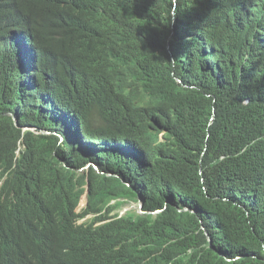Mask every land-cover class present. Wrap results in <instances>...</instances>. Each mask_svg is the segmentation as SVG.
<instances>
[{
  "label": "trees",
  "instance_id": "16d2710c",
  "mask_svg": "<svg viewBox=\"0 0 264 264\" xmlns=\"http://www.w3.org/2000/svg\"><path fill=\"white\" fill-rule=\"evenodd\" d=\"M176 3L0 0V264H264V0Z\"/></svg>",
  "mask_w": 264,
  "mask_h": 264
},
{
  "label": "rangeland",
  "instance_id": "374dc122",
  "mask_svg": "<svg viewBox=\"0 0 264 264\" xmlns=\"http://www.w3.org/2000/svg\"><path fill=\"white\" fill-rule=\"evenodd\" d=\"M72 170H73V174L70 177H72L73 179H79L81 176L77 173V171L75 169H72ZM83 170H85L86 175L90 172V170H88V166L86 168H84ZM38 180H39V183H40L41 187H47V185L45 183L48 180L50 182L55 181V176H52L51 179H50L49 175L47 173L42 172V173L39 174ZM55 182H57V180ZM82 189H85V190L88 189V181H87V184L82 186ZM86 196H87V194H85L83 196V198L81 200V203L77 207L76 211L78 213H82L84 211V209H86V207H88V204H89L90 201H89V199ZM119 201L120 200H115L110 205L118 203ZM140 205H141V203L139 201H137V200H127V199L124 200V203L119 208H116L112 213L109 214V218H111L110 221L119 220L122 217H125V216H127V215H129L131 213H134V212H139V213L143 214L142 210L140 209ZM103 214H105V210H102L100 213H98L99 216L103 215ZM96 216H97L96 214H92V215L88 216L86 219L80 221V224H82V223H84L86 221L91 222V221L94 220V218ZM104 223L99 222V223H97L95 225H96V227H99V226H101Z\"/></svg>",
  "mask_w": 264,
  "mask_h": 264
},
{
  "label": "clouds",
  "instance_id": "9594fccd",
  "mask_svg": "<svg viewBox=\"0 0 264 264\" xmlns=\"http://www.w3.org/2000/svg\"><path fill=\"white\" fill-rule=\"evenodd\" d=\"M179 2L180 0H172V4H171V8H170V14H171V16L173 15L174 16V13H173V11H175L176 10V8H177V3L175 4V6H174V4H173V2ZM174 21L172 20L171 21V35L172 34H175V26H174ZM260 30V29H259ZM262 30V29H261ZM172 37V36H171ZM14 119H15V121H16V124H17V126L18 127H20V125H19V121L17 120V118H15L14 117ZM32 130V131H34V132H37V128L36 127H26L25 128V130ZM42 133L43 134H46V135H50V136H52V135H55V136H58V134H56V133H54V134H52L53 132H49V131H42ZM59 137V136H58ZM81 137H82V139H83V137H84V135L83 134H81ZM60 138V141H61V143H63V142H66V139H65V137H63L62 135H61V137H59ZM87 167V166H86ZM86 167H84V168H86ZM83 168V169H84ZM91 168H93L94 170H96L97 171V173L98 174H100L101 173V169H100V167L99 166H97V165H95V164H90V165H88V170H90ZM83 169H79L78 171H77V173L79 174V175H84V174H86V172H85V170H83ZM128 186H130L129 184H128ZM88 199H89V196L87 197ZM124 200L125 199H121L119 202H121V205L124 203ZM133 200H135V199H133ZM137 201H139L140 203H141V205H140V209L142 210V212H144V211H146L145 210V203H144V199L142 198V196L140 195L139 196V199H137ZM120 205V206H121ZM119 208V207H118ZM86 209H87V207H86ZM85 210V209H84ZM189 209L188 208H185V211H188ZM77 212V211H76ZM180 212H182L181 210H180ZM78 213V212H77ZM135 213H137V214H139V215H148V214H153V215H157V214H160V213H162V211H160V210H156V211H153V212H147L146 211V213H144V214H141V213H139V212H134V213H131V214H129V215H132V214H135ZM78 214H81V213H78ZM80 216V215H79ZM88 216H90V215H88ZM87 216V217H88ZM87 217H82V216H80L79 217V220L77 221V227H88V226H90V225H92V223L91 222H89V221H86V222H84V223H82V224H80V221H82V220H84V219H86ZM105 223H107V222H105ZM104 223V224H105ZM103 225V224H102ZM94 228H96V225H94ZM211 240H210V242L211 241H213L212 240V238H210ZM212 243V242H211Z\"/></svg>",
  "mask_w": 264,
  "mask_h": 264
},
{
  "label": "bare ground",
  "instance_id": "6f19581e",
  "mask_svg": "<svg viewBox=\"0 0 264 264\" xmlns=\"http://www.w3.org/2000/svg\"><path fill=\"white\" fill-rule=\"evenodd\" d=\"M12 116V115H11ZM15 120V119H14ZM146 213V211L143 212V214Z\"/></svg>",
  "mask_w": 264,
  "mask_h": 264
},
{
  "label": "water",
  "instance_id": "95a60500",
  "mask_svg": "<svg viewBox=\"0 0 264 264\" xmlns=\"http://www.w3.org/2000/svg\"><path fill=\"white\" fill-rule=\"evenodd\" d=\"M211 240V239H210ZM212 242V241H211Z\"/></svg>",
  "mask_w": 264,
  "mask_h": 264
}]
</instances>
